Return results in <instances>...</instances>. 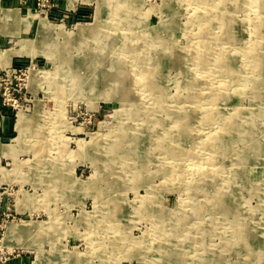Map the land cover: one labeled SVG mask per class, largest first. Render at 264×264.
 <instances>
[{"label":"rangeland","instance_id":"374dc122","mask_svg":"<svg viewBox=\"0 0 264 264\" xmlns=\"http://www.w3.org/2000/svg\"><path fill=\"white\" fill-rule=\"evenodd\" d=\"M6 31L8 264H264V0H0Z\"/></svg>","mask_w":264,"mask_h":264},{"label":"crops","instance_id":"0c3cea01","mask_svg":"<svg viewBox=\"0 0 264 264\" xmlns=\"http://www.w3.org/2000/svg\"><path fill=\"white\" fill-rule=\"evenodd\" d=\"M13 1H17V0H13ZM16 10L19 11V7ZM16 33L11 31H6V33L4 32L1 33L0 35V52H2L0 54V69L11 66L16 62H19L20 53H19V48L16 47L18 46V44L17 43L13 44L14 42L13 39L15 38V36H17ZM8 50H13L14 52H16V54H13L12 56L9 57L5 54L6 51ZM5 109L6 108L3 109V107L0 106V126H1L0 134L7 136L13 124V117L10 114L5 113L6 111Z\"/></svg>","mask_w":264,"mask_h":264},{"label":"bare ground","instance_id":"6f19581e","mask_svg":"<svg viewBox=\"0 0 264 264\" xmlns=\"http://www.w3.org/2000/svg\"><path fill=\"white\" fill-rule=\"evenodd\" d=\"M8 10L12 11L11 8H9ZM11 11H10L9 14L5 15V18L8 19V20L15 17V15L12 14ZM5 54L7 56H9L10 54H12V51L8 50V51H6ZM25 122H26V115L23 112H19L17 123H16V127L19 129V131H21V133L24 132L25 127H27ZM33 224H34V222L30 221V220L25 221V222H23L22 224H19V225L16 224V223L9 224V228H8V232H7V234H8L7 235V239H10L11 237L15 236V234H17V233H19V232H21L23 230L32 229V228L41 229V225H39V223H38L37 227L33 226ZM21 226H23V227H21Z\"/></svg>","mask_w":264,"mask_h":264},{"label":"built area","instance_id":"2783aa9c","mask_svg":"<svg viewBox=\"0 0 264 264\" xmlns=\"http://www.w3.org/2000/svg\"><path fill=\"white\" fill-rule=\"evenodd\" d=\"M13 67L14 65H11L0 69V81L4 80V76H8V77L10 76L11 70L14 69ZM9 261H11L9 257H3L0 254V262H2L1 264H8Z\"/></svg>","mask_w":264,"mask_h":264}]
</instances>
